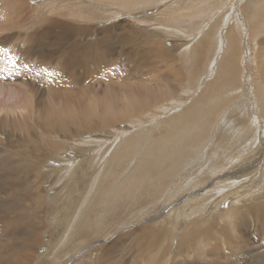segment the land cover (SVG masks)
I'll return each mask as SVG.
<instances>
[{"label":"bare ground","instance_id":"bare-ground-1","mask_svg":"<svg viewBox=\"0 0 264 264\" xmlns=\"http://www.w3.org/2000/svg\"><path fill=\"white\" fill-rule=\"evenodd\" d=\"M175 1L176 3L180 2V0H173L172 2ZM77 3L79 0H0V77L2 79L0 84L6 89L8 85L13 83L12 86L16 92L12 91L8 95L11 96L10 98H16L12 99L14 103L9 107H12L10 108L11 111H17L15 116L12 115V118H3L0 121V131L4 133L5 130L2 131L1 129L9 130L10 128L19 133L13 141L17 143V146H9L10 149H6L7 152H3V154L0 150V264H36L40 259V263H42L45 261L44 256L50 253V246L54 247L55 242H58L63 233L65 222L69 219V210L67 209L72 202L71 200L68 201L65 206L64 203L61 205L57 201L56 210L58 211L56 212L63 208L65 210L61 212V215L59 213L57 218L55 216L52 218L50 213L53 209L52 204L44 200L46 194L43 191L45 189L40 191V187H42V183L48 181L55 174L54 169H50L49 160L51 158L55 162L61 160L64 163L72 160L74 161L71 162L74 163L72 166L74 168L71 171V177H69L70 180L72 179V186L69 189L70 193L76 195L77 190H80L76 184L81 180L85 161L81 159L76 162V159L74 160L75 156L73 155H80L76 149L69 150L70 153H65L70 158L58 160L56 152L64 147L62 139L65 138L70 142L78 140L81 143L80 147L84 149L83 145L85 144L82 142L91 145L95 140L93 138L90 140L91 137H89L90 139L86 141L85 134L95 131V133L106 135L113 132L115 126L118 127L126 123L125 121L129 117H137L149 108L154 106L160 108L162 104L168 102L170 104H167V108H169L177 102L173 101V98L181 85L182 76L177 66L174 65L178 58L174 57V52H170L167 46L165 47L168 43L166 44L161 37L148 33L149 30L147 32L146 28L140 25L137 26L138 28L131 25L129 29L125 30V32L127 31L125 34L117 38V41L114 37L115 29L113 27L104 26L101 30L95 24H89L98 22L83 20L82 17H79L82 14H77L73 9ZM65 6H67L66 11ZM259 7V2L256 0L254 2L243 0L242 10L245 15L250 14V17H255L256 19H252L254 22L263 21L262 11ZM258 15L259 18H257ZM80 20H82L81 23ZM189 26H186L185 34H188L190 30L195 31ZM117 28L120 29V24L116 26ZM209 28L203 32L202 37L196 43L198 46L193 47L190 53L188 52L189 56L192 57V68L190 69L195 76L203 68V56L207 45L203 35L210 34L212 29ZM229 34L231 35V33ZM181 36L184 35L181 34ZM178 40L180 39H176V41ZM259 43L264 47V38ZM121 44L123 47L119 46ZM173 48L178 49V46ZM261 50L259 51L258 65L264 78V49ZM232 51L231 53L229 51L222 62V69L228 73L225 76L228 80L227 83L234 80L231 77L235 74L233 68H236L235 64L233 65L235 61L232 57L234 48ZM157 62H162L164 65L158 67ZM131 64L134 66L133 70ZM17 68L21 70L30 68L32 74L42 80L46 87L42 89V85H33L34 82L33 84L27 83L21 77V71L19 72L20 76L16 74L15 69ZM6 76L8 77L7 80H5ZM17 77L20 79L17 80ZM103 80L108 83L105 84ZM135 80L138 81L136 85L134 84L136 83ZM155 80L157 84H154L156 83ZM97 83H104V86L101 85L103 88ZM213 83L210 86H213ZM88 90L90 93L87 92ZM124 97L127 100H120ZM3 101L0 102V110L5 109L6 103L4 104ZM184 109V111L182 110L183 113L180 112L181 116L175 114L168 123L177 126L175 124L181 121V125L186 123L191 126L194 113H197L194 112L196 109L191 106ZM119 122L123 123L118 125ZM160 129L163 132H169L170 128L166 124H162ZM190 129L192 137L184 139L185 141L182 143L183 147L187 148L185 152L188 153L184 156H189L194 152L188 148L196 145H193V142H203L204 145L208 138L202 136L201 140V137L200 139L196 136L193 137L194 134L196 135L197 132L200 134L202 131H195L192 126ZM178 130L179 128H175L174 133ZM145 131L151 130L145 129ZM75 134L80 135L78 138H74L77 136ZM112 134L108 135L111 136ZM103 141V138L100 141H95V145H99ZM142 143L144 142L142 141ZM178 143L181 144V139L176 142L174 147H169L177 152V147H181V145L178 146ZM202 144H199L198 147ZM118 148L119 157L117 156V161L113 160V163L108 164L111 171L114 168L118 171L120 160L132 159L130 154L137 150L136 147H129L128 144ZM146 149V154L144 150L139 149L141 159L136 162L144 169L149 163L148 158L152 156L154 151H148V146ZM15 153L18 157L20 155L18 160L14 159ZM177 154L179 155V153ZM196 155L197 153H195ZM215 155L213 157L216 160L223 161V153ZM252 156H256V154L252 153ZM76 158L78 159V157ZM184 160L188 161V158ZM217 164L219 162L216 161L213 166ZM233 164H235L234 168L242 166V163L238 162L237 159ZM165 165L171 166L169 162L159 160L156 162L155 169L153 168L154 176L164 178L156 179L158 184L163 183L165 177L171 179L174 172L178 170V167L174 166L170 170H166ZM44 167L48 170L45 171ZM106 171H108L107 168ZM234 173L236 172L226 174ZM34 181L38 182L39 185L36 186L35 184L36 187L32 188L31 183ZM66 187L67 182L63 185L65 190ZM61 189H56L55 192H59ZM80 192H78L79 195ZM50 198H54L53 192L50 193L48 199ZM46 203L50 205L49 208ZM165 207L163 206L162 210L148 216L145 219L147 223L140 229H132L125 234L126 245L123 249L128 250V255L132 260L129 263L126 259L120 264H264L263 202L241 204L221 212L216 209V212L208 213L206 217H197L190 222H185L184 229L179 235L176 250L170 255L171 250L164 242L169 228L160 227L165 220H159L160 216L164 217ZM191 211L177 209L172 214L180 216L179 214H183V212L191 213ZM52 220L57 222L53 227L51 226ZM221 220L223 223H220ZM251 227L252 230H250ZM250 235L257 238L254 240L257 244L252 243ZM82 236L81 233L79 238ZM122 242L120 241L121 244ZM109 246L97 255L98 257L96 256L95 264H117L116 257L119 256V245L112 244L111 247ZM40 247H42L41 251ZM238 256L241 257L238 258ZM167 257L171 259L170 262Z\"/></svg>","mask_w":264,"mask_h":264},{"label":"rangeland","instance_id":"rangeland-1","mask_svg":"<svg viewBox=\"0 0 264 264\" xmlns=\"http://www.w3.org/2000/svg\"><path fill=\"white\" fill-rule=\"evenodd\" d=\"M172 1L79 0L78 5L76 4L73 7L77 14H82L79 17H82L83 20H92L99 23V25L98 23L89 24H95L99 29L104 26L113 27L115 29L114 37L117 41V38L125 34L127 32L125 30L129 29L131 25L135 27L140 25L146 28L147 32L149 30L148 33L161 37L166 44L168 43L165 47L167 46L170 52H174V57L178 58L174 65L181 72L182 80L181 85L178 87V94L176 93L173 98V101L177 102L169 108H167V104H170L168 102L167 104H162L160 108L158 106L149 108L137 117H129L125 121L128 124L117 123L118 125L123 123L121 124L123 126H115L114 131L108 133H113L111 136L98 134L95 131L89 132L84 135L86 141L90 139L89 137H91L90 140L92 138L95 140L91 145L82 142L85 144L83 145L84 149L80 147L81 143L78 140L70 142L65 138L62 139L65 148L62 147L60 151L56 152V158L58 160L64 159L67 157L65 153H70L73 149H76L80 155H73L75 156V158L73 157L74 160L76 159V162H78L82 159L85 163L83 161L84 167L83 173H81V180L76 184V187H79L80 190H77L76 195H74L75 193H70L69 189L72 186V179L70 180L69 177H71V171L74 168L72 167L74 163L71 162L74 161L68 160V162L64 163L61 160L55 162L52 158L49 160L50 169H54L55 174L48 181L42 183L40 191L45 189L43 191L46 194L44 200L52 204L53 209L50 211L52 218L54 216L57 218L58 214L60 213L61 215V212L65 210L63 208L56 212L58 211L56 210L57 201L61 205L64 203L66 206L68 201L71 200L72 204L67 209L69 210V219L65 222V228H63L60 239L55 242L54 247L50 246V253L44 256L45 261L42 263L95 264L94 259L98 257L97 255L101 254L109 245L111 247L112 244L119 245V256L118 258L116 257L117 264L126 259L130 263L132 258L128 255V250L125 251L123 249L126 245L125 234L129 230L140 229L147 223L145 219L162 210L163 206H166L163 215L165 218L160 216L159 220H165L160 227L169 228L168 232L170 233L167 232L164 242L171 250L169 252L170 255L176 250L179 235L184 229L185 222H190L197 217H206L208 213L216 212V209L221 212L241 204L264 203V78L258 65L259 51L264 49L263 45L259 43L264 38V0H256L259 2L263 19V21L258 22H254L252 19L255 17H250V14L245 15L242 10L243 0H180L179 3ZM251 2H254V0H251ZM66 9L67 6H65V11ZM80 10H83V12L81 13ZM259 17L258 15L257 18ZM81 22L82 20H80ZM118 24H120L119 30L118 28L116 29ZM186 26L193 28L195 31L190 30L188 34H185ZM207 28L212 30L210 34L203 35L207 41L206 51L203 56V68L195 76L192 73V69H190L192 68V57L189 56V53L193 47L198 46L196 43ZM181 34L184 36H181ZM176 39L180 40L176 41ZM191 43L193 45L190 46ZM174 45L178 46V49L173 48L176 47ZM119 46L123 47V44ZM232 48H234L232 57L235 61L233 65L235 64L236 68H233L235 74L231 77L234 80L231 83H227L226 81L228 80L225 76L228 73L222 69V62L229 54V51L230 53L233 52ZM161 65L164 64L157 62L158 67ZM133 67L131 64L132 70ZM15 70L18 76L21 73V77L27 83L33 84L34 82L33 85H42V89L46 87L42 80L32 74L30 68L22 70L17 68ZM18 78L20 79V77H17V80ZM7 79L8 77L6 76L5 80ZM1 80L0 77V83ZM103 82L105 83L104 80ZM134 82H136L134 83L135 85L138 84L137 80ZM104 83H97V85L104 86ZM152 83L154 82L152 81ZM211 83H213V86H210ZM154 84H157V81ZM12 85L13 83L4 89L5 86L0 84V102L4 100L3 103H6L5 109L0 110V114H2L0 115V121L3 118L10 119L13 117L12 115L15 116L17 113V111H11L10 108L12 107H9L14 103L12 99L16 98H10L11 96L8 95L12 91L16 92ZM103 86L101 87L103 88ZM207 87L208 89H206ZM87 92L90 93L89 90ZM125 99L124 97L120 100L125 101ZM188 106L195 108L194 112H197L194 113V119L191 120L192 125H190L195 131H202L200 134L197 132L193 137L196 136L199 139L201 137V140L203 137L208 138L204 145L202 144L203 142H193V145H197H194L196 148L194 146H192L194 148H188L194 152L189 156H184V154L188 153L185 152L187 148L183 147L182 143H184V139L192 137L191 126L186 123L181 125V121L175 124L177 126H174L168 121L175 114L181 116L180 112L183 113L184 108ZM210 107L212 108L210 109ZM19 113L21 112L19 111ZM162 124H166L170 128L169 132L161 131L160 127ZM175 128H179L178 134L177 132L174 133ZM145 129L151 131H145ZM1 130H5L4 133L0 131V139L2 138L0 140V150L3 154V152H7L10 149L9 146H17V143L13 141L19 133L10 128L9 130L6 128ZM154 130L156 132H153ZM141 131L144 132L141 133ZM79 135L74 138H78ZM99 138L104 139L103 143L95 145V141H100ZM179 139H181V144L178 143V146L181 145V147H177V152H174L169 146L174 147ZM71 143L74 144L72 145ZM68 144L69 146H67ZM120 144L123 146L128 144L129 147L134 146L137 150L132 153L133 155L130 154L133 160L121 159L120 169L116 171V168H114L111 171L109 165L113 163V160L117 161L119 157L117 149L121 146ZM199 144L202 145L198 147ZM147 146L149 147L148 151L154 150L155 153H153L154 151L152 152V156L148 158L149 163L146 164L147 167L144 169L143 166L136 164V162L141 159L139 149L144 150L146 154ZM182 149H184V153L181 152ZM195 153H197L196 156ZM218 153L224 154L223 161H218L214 158L215 154ZM252 153L256 154V156H252ZM16 155L15 153L14 156L16 158L14 157V159L18 160L20 155L19 157ZM192 156L195 157L193 158ZM185 158H188V161L184 160ZM236 159L242 163V166L234 168L235 164L233 163ZM159 160L166 163L169 162L171 166L167 167L165 165L166 170H170L172 166L178 167L171 179L165 177L164 182L160 184H158L157 180L164 178L153 175L156 162ZM216 161L220 165L213 166ZM58 165L60 167H62L61 165L64 166L62 168L56 167ZM106 168L108 171H106ZM240 168L241 170H239ZM43 169L45 171L48 170L46 167ZM234 171L236 173L226 174ZM66 182L67 189L65 190L63 185ZM35 184L36 186L39 185L38 182L34 181L31 183L32 188L36 187ZM98 186L99 188L97 189ZM55 188L62 189L59 192H55ZM52 192L54 198L48 199ZM78 192H80V195ZM210 193L211 196H209ZM48 203H46V206L49 208L50 205ZM177 209L193 211L191 213L183 212V214H179L180 216L172 214ZM222 221L220 223H223ZM56 223V220H52L51 226L53 227ZM250 230H252V227ZM81 233L83 236L79 238ZM250 236L252 243L257 244L254 241L257 238ZM120 241H123L122 244ZM41 250L42 247H40ZM121 254L123 255L120 256ZM40 260L36 264H42ZM167 260L171 261L168 257Z\"/></svg>","mask_w":264,"mask_h":264}]
</instances>
